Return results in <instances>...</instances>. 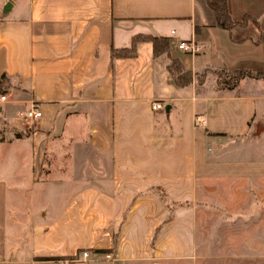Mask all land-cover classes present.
Masks as SVG:
<instances>
[{"label": "crops", "instance_id": "1", "mask_svg": "<svg viewBox=\"0 0 264 264\" xmlns=\"http://www.w3.org/2000/svg\"><path fill=\"white\" fill-rule=\"evenodd\" d=\"M226 4L264 31V0ZM246 26L204 0H0V264H264V79L217 76L264 64ZM22 152L34 190L8 184Z\"/></svg>", "mask_w": 264, "mask_h": 264}, {"label": "rangeland", "instance_id": "2", "mask_svg": "<svg viewBox=\"0 0 264 264\" xmlns=\"http://www.w3.org/2000/svg\"><path fill=\"white\" fill-rule=\"evenodd\" d=\"M251 19H253L254 22ZM251 19L249 18L248 20H246V24L248 26H246V28H244L242 31L244 34L250 35L251 37H253L255 39L261 40L260 39V33H262L264 35V31L261 29V24L255 17L251 16ZM233 20H242V16L239 19H233ZM253 71H254V69H253ZM261 71H264V64L261 65ZM219 72L226 79L230 75L232 78V79H229L230 82H234V78L236 77L235 74H229L227 72V69H225L223 67H221L219 69ZM0 128H3V127H0ZM4 137H5V135H4L3 131L0 130V141H3ZM8 152H9V150L7 148L0 146V160H2L3 155L8 153ZM17 157L18 158L16 161L15 160L11 161L12 176H11L8 184L12 188H14L13 186H16V185H19L21 187L32 186L33 190H34L35 186H34V183L31 182V179H35V177L34 176H33V178L29 177V169H27L28 168L27 152L19 153V155ZM96 159L97 160H95V161L92 160V162H91L92 167H95V166L97 167V166H100L102 164L101 163L102 161H100L98 158H96ZM0 163H2V162H0ZM45 163L48 165V167L51 164V162H46V161H45ZM76 166H77V168L86 167L83 159H79V158L77 159ZM33 190H32V192H33ZM32 192L23 194L21 192V190L17 191V190L12 189V192L8 193L7 202L9 205L16 204L17 206L28 205V204H31L32 206L33 205L39 206V204L40 205L42 204L44 207L48 208L47 209V211L49 213L48 217H50L51 212H54L56 210L51 205L52 204L51 194L39 193L36 191L33 193Z\"/></svg>", "mask_w": 264, "mask_h": 264}, {"label": "trees", "instance_id": "3", "mask_svg": "<svg viewBox=\"0 0 264 264\" xmlns=\"http://www.w3.org/2000/svg\"><path fill=\"white\" fill-rule=\"evenodd\" d=\"M204 1H205L206 5L212 10L214 18H215V22L220 27L230 28V27L235 26V25L243 26L246 24V20H248L249 18L251 19V16L248 14H243L242 20L231 19V17L229 16V14L227 12L226 0H204ZM251 20L254 22L253 19H251ZM149 38H150V40H152L153 43H155L157 40H159L158 37L151 36ZM160 39H162V38L160 37ZM260 39L264 42V35L262 33H260ZM119 52H122L123 54L132 53L133 52V43L131 44V46L129 48H122L119 50ZM227 72L229 74H235L236 75L234 80H238L242 77H252V78L264 79V71H261V69H255V71H247V69H242V68H229V69H227ZM217 76L219 78V82H221L222 84H228V83H230L229 79H232L230 75L227 79L224 78V76H222L220 72L217 74ZM3 77L4 76H1V79Z\"/></svg>", "mask_w": 264, "mask_h": 264}, {"label": "built area", "instance_id": "4", "mask_svg": "<svg viewBox=\"0 0 264 264\" xmlns=\"http://www.w3.org/2000/svg\"><path fill=\"white\" fill-rule=\"evenodd\" d=\"M177 47L189 51L190 53L195 52L199 48V44L196 43L193 39L179 40L177 42ZM6 96L0 93V102H5ZM152 109L159 108V104H152ZM20 116L24 121H31L41 117V112L36 107L31 106L29 109L20 113ZM88 257L87 250H81L74 253L72 256L62 259L60 264H75L79 261H84Z\"/></svg>", "mask_w": 264, "mask_h": 264}]
</instances>
